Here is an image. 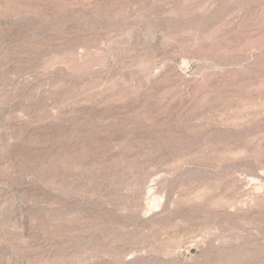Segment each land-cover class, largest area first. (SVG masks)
Returning a JSON list of instances; mask_svg holds the SVG:
<instances>
[{
	"label": "rangeland",
	"instance_id": "rangeland-1",
	"mask_svg": "<svg viewBox=\"0 0 264 264\" xmlns=\"http://www.w3.org/2000/svg\"><path fill=\"white\" fill-rule=\"evenodd\" d=\"M0 264H264V0H0Z\"/></svg>",
	"mask_w": 264,
	"mask_h": 264
}]
</instances>
